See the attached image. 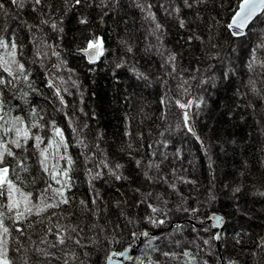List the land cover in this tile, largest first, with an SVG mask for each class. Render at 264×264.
<instances>
[{
	"label": "snow or ice",
	"instance_id": "snow-or-ice-1",
	"mask_svg": "<svg viewBox=\"0 0 264 264\" xmlns=\"http://www.w3.org/2000/svg\"><path fill=\"white\" fill-rule=\"evenodd\" d=\"M127 6L147 25L142 48L121 14L124 0H0V264H121L116 257L128 264H245L246 258L264 264V236L251 252H237L248 234L236 233L230 249L226 232L233 217L264 213V186H246L251 171L244 160L238 178L217 192L209 155L213 146L235 151L236 138L224 126L237 117L251 115L264 136V0H128ZM97 25L107 26L109 38L115 34V47ZM173 30L184 33L179 48L167 43ZM77 58L89 73L110 69L117 85V70L126 69L137 86L161 89L165 123L158 138L145 144L136 133L134 141L128 115L124 140L109 144L100 127L89 135L98 113L85 110L80 73L71 64ZM221 89L225 98L217 104L213 93ZM49 108L67 119L75 156ZM173 133L194 138L208 161L203 194L182 166ZM259 151L264 169V141ZM249 197L261 208L250 207ZM221 198L227 208L209 214ZM134 246L140 254L129 256Z\"/></svg>",
	"mask_w": 264,
	"mask_h": 264
},
{
	"label": "trees",
	"instance_id": "trees-1",
	"mask_svg": "<svg viewBox=\"0 0 264 264\" xmlns=\"http://www.w3.org/2000/svg\"><path fill=\"white\" fill-rule=\"evenodd\" d=\"M235 2V0H233ZM125 8L121 13H126L128 20V26L131 30V34L138 39V48L143 47V35L145 33L147 25L141 19V14L138 10L128 7V0H124ZM15 27V24L12 25ZM70 28L74 27V21L69 25ZM100 32L104 34L109 46L115 47V34L111 38L107 35V26L97 25ZM71 36V33L69 34ZM184 33L173 30L171 35L167 38L168 45L179 48L182 41L179 40L180 36ZM137 59H140L138 56ZM143 63V60H141ZM217 65L219 62H216ZM71 64L76 67L80 73V79L85 95V110H95L98 113V119L90 121L91 129L89 135H94L96 127L103 129L106 139L111 144L113 141L120 142L124 140L123 131L125 126L124 117L129 116V127L132 132V139L139 143L136 133H142L144 137V143L147 144L158 138V132L162 130L164 121L160 119L161 112L164 111V106L160 104V96L162 90L158 87H144L143 85H136V82L129 79V73L125 70H117L120 76V84L117 85L112 78V71L104 66L97 69L95 73H89L84 66V63L77 58L72 60ZM38 83L43 79L40 73H37ZM94 94V95H93ZM131 95V100L125 101L124 97ZM231 96V90L227 93ZM213 100L220 104L224 98V90L221 89L220 94L217 96L213 93ZM41 98H37L40 100ZM71 100L72 98H68ZM177 110L173 108L169 113V121L175 122V117L172 113ZM49 116L55 118L57 123L64 129L65 135L68 137L71 147V152L75 156L79 151L75 147V140L73 137L72 129L68 126V121L63 117L62 113H55L51 108L48 109ZM203 123V121H201ZM227 131L233 134L236 138L235 151H232V146L229 145L227 152H222L217 147H212L209 155L211 156L213 171L215 175V184L217 192L223 189L224 181L232 182L233 178L237 177V172L240 165L244 160L249 161V167L251 176L246 180V186L249 183H255L257 186H264V169H261L257 158L261 155L259 148L261 142L264 141V136H261L257 130V125L254 123L253 117L248 115L245 120H240L238 117L235 121L225 125ZM199 131V126L198 129ZM205 131H207L205 129ZM175 140V147L182 148L184 151V159L182 166L186 169L187 175L198 180L200 184V193L203 194L205 188L209 182V168L208 161L204 156V153L199 150V144L186 133L175 134L173 133ZM183 137V143H181ZM231 138V137H230ZM173 149L170 146L169 151ZM192 160V165H189L188 161ZM194 166V167H193ZM81 180L83 176L81 174ZM86 184H82L79 191H86ZM192 188L191 185L182 188V191L188 193ZM249 199V206L254 209L261 208L259 202L254 205L251 203V197ZM228 201L221 198L219 204L213 205L208 209L209 214L216 208H227ZM195 223V221H192ZM229 226L226 229L228 233L231 249V238L236 236V233L243 232L245 234L244 242L242 245L236 247L237 252H243V249H247L249 252L255 248V240L258 236H264V213L257 212L255 217L251 220L246 218L233 217L229 220ZM235 229V231H233ZM249 235L251 239H249ZM114 250H121L120 245H114ZM222 247L220 251H222ZM140 253L138 252L137 255ZM243 258V257H242ZM245 264H254L251 258L245 259Z\"/></svg>",
	"mask_w": 264,
	"mask_h": 264
},
{
	"label": "water",
	"instance_id": "water-1",
	"mask_svg": "<svg viewBox=\"0 0 264 264\" xmlns=\"http://www.w3.org/2000/svg\"><path fill=\"white\" fill-rule=\"evenodd\" d=\"M218 250H220V249H218ZM117 251H119V250H117ZM138 252H139V247L134 246L133 248L129 249V256H133L134 257V256H136L138 254ZM115 259H119L121 264H128V261H127L126 258L116 257Z\"/></svg>",
	"mask_w": 264,
	"mask_h": 264
}]
</instances>
